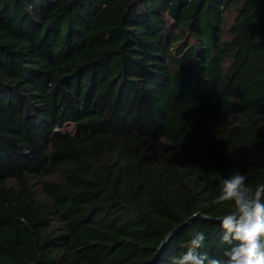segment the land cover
Wrapping results in <instances>:
<instances>
[{"label":"trees","instance_id":"trees-1","mask_svg":"<svg viewBox=\"0 0 264 264\" xmlns=\"http://www.w3.org/2000/svg\"><path fill=\"white\" fill-rule=\"evenodd\" d=\"M237 171L264 186V0H0V264L225 259Z\"/></svg>","mask_w":264,"mask_h":264},{"label":"clouds","instance_id":"clouds-1","mask_svg":"<svg viewBox=\"0 0 264 264\" xmlns=\"http://www.w3.org/2000/svg\"><path fill=\"white\" fill-rule=\"evenodd\" d=\"M246 181L247 176L239 171L222 178L220 192L212 201L214 205L233 204L232 211L219 217L221 242L227 246L222 253L225 259L202 252L206 235L195 231L186 250L171 257L169 264H264V186L252 190ZM197 215L207 219V216L193 213V217ZM167 243L168 237H165L160 247Z\"/></svg>","mask_w":264,"mask_h":264}]
</instances>
